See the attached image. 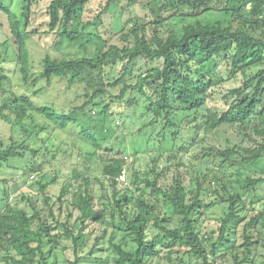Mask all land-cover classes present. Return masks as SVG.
Returning a JSON list of instances; mask_svg holds the SVG:
<instances>
[{"label": "trees", "instance_id": "obj_1", "mask_svg": "<svg viewBox=\"0 0 264 264\" xmlns=\"http://www.w3.org/2000/svg\"><path fill=\"white\" fill-rule=\"evenodd\" d=\"M41 1L25 0L17 14L0 0L9 24L6 39L0 41V120L11 131L10 137L0 133V168L19 170L25 179L43 173L61 148L48 139L34 142L52 126L62 131L78 126L93 151L78 153L84 169L73 170L57 197L48 189L59 177L38 183L42 207L23 196L33 214L10 201L19 192L18 183L3 189L1 263L53 264L64 236L75 255L68 264H80L94 234L88 227L96 224L111 229L108 246L115 264H192V258L200 261L196 264H223L210 257L228 264H264V177L247 174L232 184L223 175L230 168L247 167L264 175V0H107L94 23L84 21L94 0H50L45 34L54 36L52 47L59 50L67 43L79 46L82 54H47L33 77L28 41L37 42L40 34L34 14ZM116 11L121 16L117 29L106 21ZM207 15L218 18L207 22ZM208 63L213 66L209 71ZM4 64L15 67L27 87L40 81L50 85L55 78L69 87L83 85L86 100L70 110L41 105L36 97L45 87L32 95L15 92ZM240 75L242 85L223 96L221 107H210L216 89ZM114 106L124 108L120 113L140 112L137 120L148 119L143 128L156 125L159 131L157 157L145 171L133 168L125 179L128 157L103 147ZM225 127L235 130L237 142H220ZM166 144L170 150H164ZM197 147L201 152L193 157L198 166L209 162L218 172L211 167L197 171V164L184 163L181 155ZM96 161L101 162L100 177L92 173ZM1 184L8 186L9 181ZM222 204L217 230L199 226L205 210ZM60 228L63 234L56 235ZM99 244L98 235L91 260ZM182 250L189 259L180 256Z\"/></svg>", "mask_w": 264, "mask_h": 264}, {"label": "rangeland", "instance_id": "obj_2", "mask_svg": "<svg viewBox=\"0 0 264 264\" xmlns=\"http://www.w3.org/2000/svg\"><path fill=\"white\" fill-rule=\"evenodd\" d=\"M3 2L9 6V8L17 14H20L23 11L25 0H3ZM50 0H42L40 4L35 8V18H36V28L39 29L40 34L36 35V41L29 40V48L32 57L33 64V77L39 75L42 70V61L44 57L49 54L52 58H62L66 55L68 56H80L82 53L80 52L79 46H71L65 43L61 49L57 50L52 47L54 42L53 35L45 34V31L48 30V22L46 16V7ZM107 0H94L86 9V13L84 15L85 23H94L96 16L101 14ZM127 1H125L122 5H126ZM121 5V6H122ZM117 18H121L120 12L116 11L115 13L107 16V24L112 23L117 29L116 20ZM217 15H207L204 19L207 22H211L217 19ZM115 22V24H114ZM107 26V25H106ZM92 29V28H91ZM9 32V24L6 16L0 12V41L6 39V36ZM1 49V48H0ZM91 53L93 49H90ZM5 71L12 77V88L17 93H27L32 95L35 90L41 87H45V90L42 91L37 97L36 100L41 105H51L54 104L59 110L65 109L70 110L74 106H80L85 102L84 97V87L83 85H74L69 87L65 80L55 78L50 85H47L46 81H40L37 86L27 87L23 84L21 75L19 71L15 67H11L8 64H4ZM213 68L210 63L207 64L206 69L209 71ZM227 67L226 65L221 66V72L223 75H227ZM244 80V76L240 75L239 78L235 81L226 82L220 87H218L217 94L213 100H211L210 107H221L222 106V98L223 96L229 92L231 89L235 87H239L242 85ZM124 108H118V106H114L112 109L113 117L109 118L108 127L110 129L106 144H104V148H112L114 149V153L117 155L119 151H123V155L128 157V170L124 179L130 178L133 173V168L138 169L140 171H145L151 164L154 157H157L158 150L160 146L159 137H157L156 125L151 127L143 128V123L148 122V119L141 122V120H137L136 116L139 115L140 112H123L120 113ZM38 121L43 123L46 122L43 118H38ZM125 123V124H124ZM128 125V127H127ZM131 126V127H130ZM143 129L142 132L139 130ZM80 128L78 126H70L66 131H62L60 129H55L54 126L50 127L48 132L41 133L40 138L35 141V145L42 144V139H48L53 145L54 148H61L58 157L51 165H45L44 171L41 174H35L33 177L29 179H25L21 177V172L19 170L10 169V168H0V180L7 179L9 181L8 186L1 184L0 185V211L5 208L6 201L4 200L3 189L6 187H11L12 184L18 183L19 192L16 196L11 197V203L19 208L26 209L30 214H33V210L28 201L23 200L24 197H29L33 199V202L36 203L39 207L43 206V198L39 191L40 185L39 182L49 183L53 177H59L58 184L50 185L48 189V193L54 197H57L60 194L61 188L63 184L68 181L72 175L74 169L82 170L84 169L83 161L78 156L80 151L84 153L93 151V148L83 142V138L80 137ZM0 133L5 137L11 136V131L8 125H6L2 120H0ZM219 140L222 144H226V140H230L231 142H237L239 140V135L235 132V130L230 129L228 127L222 128L219 132ZM170 144H166L164 150H170ZM201 148L197 147L192 150L189 154L181 155L183 157V161L187 165H195V169L197 171H203L207 168L213 169L211 172H218L215 165L212 163H204L202 166H198V160H194L195 153H200ZM193 157V158H192ZM100 161H96L92 164L94 168L93 175L100 177L101 176V168ZM164 162H162L161 166H163ZM90 165V164H88ZM87 165V166H88ZM215 166V167H214ZM261 168H264V162L260 165ZM223 172V171H222ZM196 175V173H193ZM247 174H251L255 177H260L261 175L255 168L247 167V168H230L223 172V175L226 176V180L231 181L232 184H239L243 179H245ZM96 194L101 201L104 200V193L99 186L95 188ZM261 192L264 194V189ZM70 199V198H69ZM99 207H102V204H99ZM224 206L218 205L215 208L210 210H205L204 214L199 218V226H204L207 228L208 232L214 231L218 229L220 224V219L223 216ZM62 219L64 220L66 213L64 210L62 211ZM250 213V212H249ZM244 215H247V212H243ZM88 230H93V235L91 237V244L84 251L81 252V263L80 264H115L114 263V255L113 252L109 249L108 242L109 236L111 233V229L109 227H102L96 224H90ZM56 235H62L63 230L57 229L55 231ZM100 236V244L97 246L96 250L93 252V259H90L89 253L92 250V246L95 244L96 237ZM185 253V250L180 252V256H185V259H189ZM56 257L51 259V263L53 264H68V261L74 262L75 255L72 247V243L66 237H61V245L59 249L56 250ZM100 260L99 262L97 260ZM210 257L211 262L228 264L227 260H224L220 257L215 258ZM223 260V261H222ZM192 264L200 263L196 258H192ZM188 261V262H189ZM161 264H169L167 261H161ZM0 264L1 257H0ZM153 264H158L157 261H154ZM174 264H178L175 262Z\"/></svg>", "mask_w": 264, "mask_h": 264}]
</instances>
